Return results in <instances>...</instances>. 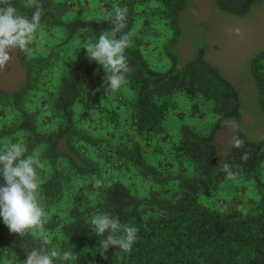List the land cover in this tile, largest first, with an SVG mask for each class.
<instances>
[{
  "label": "trees",
  "instance_id": "obj_1",
  "mask_svg": "<svg viewBox=\"0 0 264 264\" xmlns=\"http://www.w3.org/2000/svg\"><path fill=\"white\" fill-rule=\"evenodd\" d=\"M192 1L39 0L41 25L19 51L24 81L13 92L0 87V151L22 142L26 156L39 155L47 248L72 249L68 264H264V140L237 127L244 148L225 152L216 142L222 122L240 118V93L203 50L180 64L179 14ZM215 1L238 17L261 0ZM14 2L30 15L28 0ZM114 5L127 7L133 36L127 82L105 93L106 72L84 45L110 30ZM251 73L264 110V50ZM104 211L139 229L130 251L112 247L107 259L88 223ZM38 246L0 216V264H21Z\"/></svg>",
  "mask_w": 264,
  "mask_h": 264
},
{
  "label": "clouds",
  "instance_id": "obj_2",
  "mask_svg": "<svg viewBox=\"0 0 264 264\" xmlns=\"http://www.w3.org/2000/svg\"><path fill=\"white\" fill-rule=\"evenodd\" d=\"M25 6L32 8L30 15L21 13L14 0H0V71L10 65L14 52L28 51L41 25L45 14L42 3L28 0ZM127 13L126 6L114 5L110 30L102 31L95 41L84 45L89 60L97 62L106 72L102 85L105 93L116 91L127 82L125 52L133 36L131 31H124L127 28ZM234 32L243 35L240 28H235ZM244 146L243 139L233 136L232 147L242 149ZM27 151L22 142L11 143L0 151V177L3 178V183H0V216L10 233L39 239V246L26 251V258L21 264H68L77 259L72 249L59 252L47 248L51 241L44 232V225L48 223L50 214L40 202L41 181L37 171L44 165L38 154L33 152L26 156ZM249 158L250 152L245 149L240 159L246 162ZM218 167L227 179L235 177L236 173L228 162L221 160ZM102 184L100 179L94 182L97 188ZM88 223L98 237H103L99 239L101 255L112 247L130 251L137 240L138 228L121 223L118 216L107 211L93 213ZM104 258L107 259V256L104 255Z\"/></svg>",
  "mask_w": 264,
  "mask_h": 264
},
{
  "label": "rangeland",
  "instance_id": "obj_3",
  "mask_svg": "<svg viewBox=\"0 0 264 264\" xmlns=\"http://www.w3.org/2000/svg\"><path fill=\"white\" fill-rule=\"evenodd\" d=\"M179 19L180 64L197 58L203 50L205 59L240 93V118L222 122L218 145L229 151L233 136H238L237 127L251 141L264 140V110L251 73L252 57L264 50V0L253 5L247 15L238 17L220 10L215 0H193L180 12ZM235 28H240L243 35H236ZM24 77L25 68L17 50L6 70L0 71V87L13 92L22 85Z\"/></svg>",
  "mask_w": 264,
  "mask_h": 264
}]
</instances>
